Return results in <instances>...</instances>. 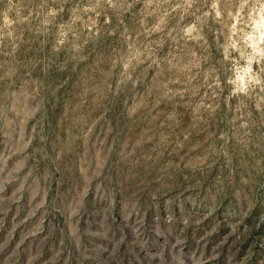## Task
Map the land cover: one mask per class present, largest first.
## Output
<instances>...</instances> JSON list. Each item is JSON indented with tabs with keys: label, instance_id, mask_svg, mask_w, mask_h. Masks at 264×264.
Masks as SVG:
<instances>
[{
	"label": "clouds",
	"instance_id": "1",
	"mask_svg": "<svg viewBox=\"0 0 264 264\" xmlns=\"http://www.w3.org/2000/svg\"><path fill=\"white\" fill-rule=\"evenodd\" d=\"M261 192L264 0H0V264H264Z\"/></svg>",
	"mask_w": 264,
	"mask_h": 264
},
{
	"label": "rangeland",
	"instance_id": "2",
	"mask_svg": "<svg viewBox=\"0 0 264 264\" xmlns=\"http://www.w3.org/2000/svg\"><path fill=\"white\" fill-rule=\"evenodd\" d=\"M251 191L253 192V194H255L256 191H257V189L253 188V189H251ZM260 194H261L262 196H264V192H261ZM17 214L19 215V210H17ZM150 215H151V214H150ZM181 215H182V216H189V217H193V218H195V217H198V216L200 215V213H199L198 211H195V210H193V211H191V212L185 210V211H183V212L181 213ZM106 218H107V217H106ZM9 219H11V217H9ZM125 219H128V216H127V215L125 216ZM255 222H256V220H255V213H254L253 216L249 218L248 223H249L250 225L254 226ZM123 227H124L123 224L117 226V236L119 235V229H120V228H123ZM124 230L127 231L126 228H125ZM73 231L75 232V229H73ZM218 239H219V237L215 238V239L213 240V243L217 242ZM130 240H131V234H129V241H130ZM250 242H251V241H250ZM95 243H104V242H102V241H95ZM109 247H110V246H109ZM155 247L158 248V247H160V245H159V244H156ZM257 252H258V254H259V250H258V249H257ZM121 255L125 257V264H127V261H128V260H133V264H136L135 260H134L133 257H132V254L129 252V250H128L127 247L121 249ZM142 259H143V257H142ZM103 261H104V257H101V258H100V262H99V264H103ZM92 264H98V262H95V261H94V262H92ZM108 264H111V261H109Z\"/></svg>",
	"mask_w": 264,
	"mask_h": 264
}]
</instances>
